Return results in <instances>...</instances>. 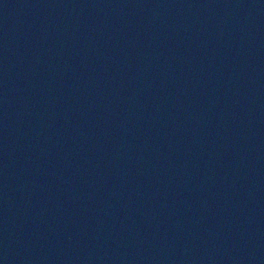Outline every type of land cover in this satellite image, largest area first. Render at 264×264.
I'll return each instance as SVG.
<instances>
[{
  "label": "water",
  "instance_id": "obj_1",
  "mask_svg": "<svg viewBox=\"0 0 264 264\" xmlns=\"http://www.w3.org/2000/svg\"><path fill=\"white\" fill-rule=\"evenodd\" d=\"M0 158L115 264H264V0H0Z\"/></svg>",
  "mask_w": 264,
  "mask_h": 264
}]
</instances>
